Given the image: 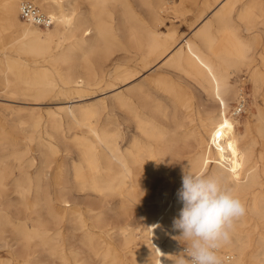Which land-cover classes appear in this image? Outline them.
Instances as JSON below:
<instances>
[{
	"label": "bare ground",
	"instance_id": "obj_1",
	"mask_svg": "<svg viewBox=\"0 0 264 264\" xmlns=\"http://www.w3.org/2000/svg\"><path fill=\"white\" fill-rule=\"evenodd\" d=\"M17 1H0L5 29L16 26L19 33L12 47L16 56L0 55L4 81L34 101L47 96L72 100L58 111H47V128L38 133L35 151L29 145L24 163L15 154L21 167L36 166L32 173L20 172L13 181L15 197L24 211L12 209L14 215L9 216V204L0 196V246L7 248V257L0 256V264H89L72 241L77 232L79 243L98 264H116L119 251L131 242L132 232L128 230L125 236L127 229L122 230L118 243L117 234L100 230L102 241L95 243L89 227L101 226V213L88 216L99 205L90 202V197L111 193L120 197L125 214H131L132 206L139 210L142 222L136 230L142 243L139 253L133 255L135 264H176L185 256L179 230L172 226L183 207L177 192L184 171L219 175L241 194L249 212L263 217L264 191L254 188L259 173L247 140L250 123L238 121L230 112L242 86L238 90L229 81L232 68L251 60L254 49L253 37L243 36L234 24V11L240 5L236 17L248 31L254 15L250 13L258 12L264 32L261 0L202 2L192 34L176 42L172 31L169 44L160 27L169 10L178 5L177 0H87L86 8L78 0L30 1L52 17V25L46 27L20 20V5L29 0L19 5ZM21 54L30 56L32 64ZM162 59L208 93L216 102V117L210 112L195 117L183 101L172 100L171 105L163 106L152 96L155 88L144 82L116 91L109 106L87 101L102 84L110 90L115 81L132 83ZM251 76L258 80L262 73L253 69ZM251 116L261 120L258 106ZM64 119L84 126L89 134L72 136L77 156L70 175L63 169L64 158L54 164L61 152L58 142L61 146L63 138L58 130ZM131 125L133 132L121 145ZM34 126H39V120ZM262 127L264 135V124ZM10 175L0 161V195L6 192ZM91 217L96 224L87 223ZM237 224L230 243L223 246L232 254L226 264H260L264 227L254 218L247 227ZM221 253L218 251L219 256Z\"/></svg>",
	"mask_w": 264,
	"mask_h": 264
},
{
	"label": "rangeland",
	"instance_id": "obj_2",
	"mask_svg": "<svg viewBox=\"0 0 264 264\" xmlns=\"http://www.w3.org/2000/svg\"><path fill=\"white\" fill-rule=\"evenodd\" d=\"M21 1L23 0H18L17 4L19 5ZM29 1H33V0H29ZM211 1L212 0H181V1L177 0L176 4L178 5L175 6L172 10H169V12L166 15L167 17L165 18L162 26L160 27V31L162 32L163 37L166 36L168 40V44L172 41L169 36V34L172 33V31L175 32L176 40L178 39L176 42H179L184 37L190 36L193 31L192 27H194L195 24L194 21L195 15L197 13V10L201 6V3L202 2L209 3ZM261 1L264 4V0ZM78 2L81 3L80 4L81 7L84 8L87 7V2H88L87 0H78ZM34 4L38 6L42 12H44V10L38 4L36 3ZM237 10H240V5H238V7L234 11V24L238 26L239 32L243 36L253 37L254 49L251 60H249L246 64H241L239 66L233 67L231 73L229 74V81L231 84L235 86V88L240 90L241 87L240 84L245 86V90L247 93V101H248L247 106L245 108L246 110L243 113H240L239 115L234 114L233 107L235 105V100L232 101L230 112L232 113V117L237 119L238 121L241 122L248 121L250 123V129L247 136V140L248 143L251 144V148L254 154V163L256 166V170L259 173L257 174V177L254 179L256 183V186L254 188H256V190L261 189L264 191V135L262 131L263 130L262 124H264V32L262 31L263 26H261L259 22L260 18L258 12L250 13L254 15H252L253 17L250 18V25L252 29L248 31L243 26V23L239 21V19H237L236 17ZM1 16H2V11L0 7V55L6 53V55L16 56V53L15 51H13L12 47L14 46V44L18 39L19 33H17L16 26L5 29V23L1 20ZM19 18L20 20L24 21V19H22L20 16ZM173 47L174 46H171L169 50H172ZM21 57L26 61H28L30 64H32L33 60L30 56L21 54ZM163 61L164 59L154 63V65L149 70L142 72L141 75L137 77V79H135L132 83L122 85L117 81H115L114 82L116 83L115 88H112L110 90L106 89L105 86L102 84L99 88H97L96 92H94L93 95L87 99V101L100 103V107H103V105L109 106L110 103L112 102L110 100L112 99V96L116 91L120 89L124 90L125 87H129L133 84L144 82L143 83L144 85L147 84L146 86H152L153 88H155V91L153 92L152 96L157 98L159 100L158 101L159 104H162L163 106L171 105L173 103L172 100L175 102L183 101L186 104H188V106L191 108V112H193L195 117H201V116L205 117L206 115H209V112L212 117H216L217 105L216 102L212 101V99L209 97L208 93L204 91V89H202L198 83H196L191 78L186 76L183 72L173 69L168 63H164ZM253 69L260 71L262 73V78L260 77V79L255 80L253 76H251V71ZM170 71L173 72L171 73ZM249 71H250V75H249ZM244 75H246L245 80H241V77ZM14 89H16L15 86H13L11 83H6L4 81V76L0 72V161L2 162V165L5 167V171H7L8 173L11 172V175L7 178V181L8 182L10 181L8 183L7 190L3 194L1 193L0 196L2 200L3 198L4 200H6L5 201L6 205L9 204L6 208V211L8 215L11 217H13L12 215H14V211L18 209L24 211L23 207L17 202V198L15 197L16 193L13 187L14 178L19 177L20 172L22 171H29V173H32L36 166L34 165L29 169H27L26 167H21L18 163V160L15 159V154L20 156L21 158L19 159V161L24 163L26 159L29 157V153H28L29 145L31 146L32 152L35 151L34 147L38 139V133L40 131H43V129L47 128L48 125L47 121L49 119V113L47 111L50 110L58 111L60 107H64L67 104H70L72 100L71 98L65 99L63 97H58V96H54V97L47 96L41 100L34 101L30 96L22 94L17 90L15 91ZM72 96L75 95H71V97ZM255 105L258 106L260 113L259 117L261 118V120H255L251 116V113L256 111ZM61 113L62 111L60 112V114ZM102 116L103 114H101V118ZM36 120H39L38 127L34 126V122ZM78 127L76 124L64 119V122H62L58 130L59 137L63 138V140L61 141V146L60 143L58 142L59 151L61 152H59L58 156L56 157L57 161L54 162V164L62 162L63 161L62 159L64 158L65 160H64L63 169L66 170L69 175L72 171L71 169H72L73 161L76 159L77 156L76 147L72 140V136L74 135V133L75 134L83 133L82 135H89L84 126H78ZM131 128L132 129L130 131H127L126 137L124 138L122 142L123 144L121 145L126 144L129 137L131 136L130 133L133 132L132 125ZM241 128L242 127H239L240 131H242ZM44 138L45 137H42V140H44ZM241 143H243V140L241 141ZM32 155H34L36 157V160L38 161L37 153L34 152L32 153ZM70 155L71 156L73 155L72 156L73 158L72 157L70 158ZM175 184H176L175 180L172 181L171 188H173ZM226 185L230 187L228 184ZM235 193L238 196L241 195L238 192ZM8 201L11 203H8ZM91 201L95 203L96 206L97 204L101 206L98 205L97 209L95 210L96 212H91L89 213L90 215L88 214V216H93V214L100 212L101 213L100 216L102 218V224L100 227H92V226L89 227L91 237L93 238L94 242L99 243L100 241H102V238L99 237L98 235L100 230L105 231L109 229V232L111 234L112 233L117 234L116 238L118 243L123 238V236L120 235L119 233L122 230L127 229L125 230L126 232L125 236H128L127 232L128 230H130L132 232L131 242H129L125 250L124 249L120 250L121 246L119 247L120 250L119 253H121L120 260L122 261L121 263L119 262L120 260L116 261L117 262L116 264H135L136 261H134L133 255L139 253L142 243V238L140 237L138 230H136V225L138 224L141 225L142 222L138 208L136 206H132L131 207L132 209L130 211L131 214L130 215L125 214L120 206V197L113 193L103 196L102 195L95 197L91 196L90 202ZM243 202H245V200ZM254 216L255 215L252 212H249L247 210L246 214L237 220L238 223L237 226L247 227L251 219L254 218L255 220L259 221V223L261 222L262 226L264 227L263 224L264 219H261L264 218V214L263 217H260V215L259 216L256 215L255 217ZM87 223L89 225L96 224L92 217L91 219L90 218L87 219ZM177 234L181 246L186 245V242L183 241L181 238H179L181 232L178 231ZM79 238H80V233L77 232L76 236L72 239V241H74L77 244L76 246L77 249L79 248L80 251H83L81 252V257L84 260H86L87 263L89 264H98V261L93 256V254L90 251H87L88 249H86L85 246L79 243ZM249 250L251 249L249 248ZM219 251L220 253L228 252L225 247H222ZM6 253H7V248L5 246H0V256L5 258L7 257ZM263 253L264 250L259 249L258 258L260 259V264H264ZM47 260L50 261V259Z\"/></svg>",
	"mask_w": 264,
	"mask_h": 264
},
{
	"label": "clouds",
	"instance_id": "obj_3",
	"mask_svg": "<svg viewBox=\"0 0 264 264\" xmlns=\"http://www.w3.org/2000/svg\"><path fill=\"white\" fill-rule=\"evenodd\" d=\"M177 197L183 207L172 226L186 242L187 258L176 264H222L218 251L230 243L236 221L246 214L243 201L219 175L185 171Z\"/></svg>",
	"mask_w": 264,
	"mask_h": 264
},
{
	"label": "built area",
	"instance_id": "obj_4",
	"mask_svg": "<svg viewBox=\"0 0 264 264\" xmlns=\"http://www.w3.org/2000/svg\"><path fill=\"white\" fill-rule=\"evenodd\" d=\"M20 16L23 19H27L30 20L31 22H33L34 24L40 26V27H46V26H50L53 23V19L50 15L42 12L40 10V8L38 6H36L35 4H33L30 1H24L21 3L20 5ZM246 75L241 77V80H245ZM242 86V91L238 97L237 102H235L234 105V114L235 115H239L240 113H243L245 111V108L247 106V93L245 90V86ZM187 245H184L182 250L183 252H185V247ZM184 255L186 256V254L184 253ZM221 260H222V264H226L227 262H229L232 258V254L228 253V252H223L220 255ZM187 258V257H186Z\"/></svg>",
	"mask_w": 264,
	"mask_h": 264
}]
</instances>
